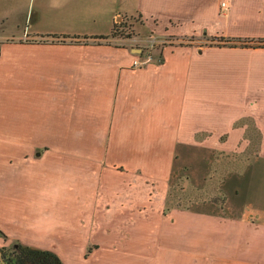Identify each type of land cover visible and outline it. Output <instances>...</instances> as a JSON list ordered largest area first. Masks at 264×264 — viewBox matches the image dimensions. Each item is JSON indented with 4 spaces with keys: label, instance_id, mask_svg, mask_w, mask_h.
<instances>
[{
    "label": "crops",
    "instance_id": "0c3cea01",
    "mask_svg": "<svg viewBox=\"0 0 264 264\" xmlns=\"http://www.w3.org/2000/svg\"><path fill=\"white\" fill-rule=\"evenodd\" d=\"M222 1L227 9L221 6ZM4 15L8 26L6 31V23L0 24V41L5 42L0 48V218L14 215L13 200L15 209L22 210L23 200L33 201L38 186L48 189L49 180L54 179V170L49 171L48 165L40 178V163L32 156L40 137H62L58 149L64 152L76 146L79 152H87L91 145L86 137L109 134L111 151L139 156V165L145 166L144 153H164L168 147L174 150L176 143L183 141L231 150L228 142L221 143L218 137L242 136L246 129L243 120L250 118L260 139L247 166L257 162L264 170V64L218 63L212 66L213 73L219 75L217 80L209 75L198 80L204 66L194 69L179 63L180 55H201L203 59L212 54L243 56L251 63L264 53V47L180 48L164 51V63L136 67L132 65L136 57L133 48L91 47L81 42L107 35L120 17L139 18L151 34L160 37L187 34L253 42L264 39V0H0V19ZM229 24L235 26L232 32ZM68 39L83 45L64 43ZM48 40L60 42H39ZM8 54L15 56V65L7 63ZM209 66L206 73L212 71ZM241 73L250 74L248 83L241 80ZM233 76L239 79L235 91L199 89L206 81L217 83ZM44 88L50 98L38 95ZM198 98L201 105H208L201 114L194 108ZM44 103L72 108L66 113L45 114L39 120L36 105ZM239 120L243 124L235 123ZM199 136L201 139L196 138ZM72 137L83 139L72 145ZM242 144L240 151L247 142ZM34 154L38 156V152ZM153 164L161 165L160 160ZM115 195L114 212L133 215L137 209L133 189L122 188ZM199 211L180 207L170 224L149 221L129 230V226L115 223L114 228L117 233L127 228V232L157 236L151 241L152 246L159 245L156 249L140 252L142 263L264 264V221L223 210ZM147 213L153 218L151 210Z\"/></svg>",
    "mask_w": 264,
    "mask_h": 264
},
{
    "label": "rangeland",
    "instance_id": "374dc122",
    "mask_svg": "<svg viewBox=\"0 0 264 264\" xmlns=\"http://www.w3.org/2000/svg\"><path fill=\"white\" fill-rule=\"evenodd\" d=\"M5 17L7 16L4 15L0 19V24L8 22ZM7 26L6 23L5 28ZM236 26L242 27L241 24H236ZM233 27L235 26L229 24L230 32L234 30ZM111 28L117 33L113 37L82 39L81 42H86L87 46L91 47L133 48V54L138 56L136 49L148 40H153L154 46L150 49L151 60L144 65L164 63L166 61L164 51L168 53L176 49L180 50V48L197 47L199 49L206 45L221 44L216 38L210 36L204 38L199 35L196 38L187 34H183L184 36L168 34L160 37L151 34L142 25V20L134 17H125V20L120 17ZM3 30L7 31V28L3 27ZM39 42L59 43L60 41ZM3 43L0 41V48H4ZM13 43H18V41ZM64 43L71 46L83 45L76 44L77 41L72 39L65 40ZM250 43H256V40ZM199 56L201 55L187 58L180 55L179 60V63L190 64L194 69L205 67L203 68L204 74L199 73L198 80L208 75L211 80L213 78L217 80L216 77L219 75L213 73L212 66L218 63L264 64V53L257 55L251 63L243 56L234 54H212L209 57L204 56L203 59ZM6 58L9 59L7 63L15 65L14 55L8 54ZM208 65L212 68L210 73H206ZM241 76V80L248 83L250 74L241 73ZM224 79L217 83L206 81V83L199 84V89L206 91L209 87L210 89L223 88L231 92L239 89V79L236 80L234 76ZM47 90L46 88L39 90L38 95L43 99L50 98L51 93ZM188 102L191 107L190 95ZM36 106L38 116H40L39 120H43L45 114L66 113L72 108L70 105L51 103ZM230 106L233 105L230 104ZM207 107L206 102L201 105L199 98L198 105L194 106L200 114L204 113L203 109ZM235 123L245 124L246 129L242 136L223 134L218 137L221 143L228 142L231 150L208 149L185 141L176 143L174 150H171L168 147L171 144L170 140L166 152L148 151L144 153V161H147L145 166L139 165L141 160L139 156L111 151L109 134L86 137L87 144L91 145L90 150L87 147V152H79L78 146L69 152H64L58 149L59 143H63L62 137L59 139L40 137L38 147L34 152H38V156L34 153L32 156L40 163L41 179L44 176L41 173L46 172L47 165L49 171L54 170L53 182L49 180L48 189L38 186L34 193L36 198L33 201L23 200L22 210L15 209L14 200L11 202L16 212L14 211V215L0 218L2 233L0 247L3 246L10 250L15 244L31 247L33 244L44 246L35 248L58 253L57 255L64 264H157L159 262L142 263L140 257V252H151L159 246L157 243L152 246L151 242L152 238L155 239L157 236L153 237L150 232L144 231L127 232L131 226L137 228L140 224L150 222L154 224L173 223L176 209L186 206L192 210H202L199 212L223 210L232 216L244 215L264 221V174L261 178L264 170L260 169L257 162L247 166L248 160L256 153L260 137L253 126L252 119L247 118L243 120V123L240 120ZM64 138L66 140V137ZM80 138L83 139V137H72V145H78ZM196 138L201 139L200 136ZM243 142L247 144L240 151L238 147L243 145ZM158 160L161 165L155 166L153 162ZM132 178L134 181L131 182ZM122 188L125 191L127 189L134 191V203L137 209L133 215L129 212L120 214L114 212L117 200L112 198L116 197L115 194L122 191ZM24 195H30V193L24 191ZM62 198L69 199L70 202ZM127 201L129 200L125 202ZM31 202H34V206H31ZM142 207L145 209L143 210ZM150 210L153 218L146 216L147 211ZM115 223L129 227L117 233L114 228ZM161 231L163 232L162 228ZM1 261L0 253V264H2ZM164 264L175 263L168 261Z\"/></svg>",
    "mask_w": 264,
    "mask_h": 264
},
{
    "label": "trees",
    "instance_id": "16d2710c",
    "mask_svg": "<svg viewBox=\"0 0 264 264\" xmlns=\"http://www.w3.org/2000/svg\"><path fill=\"white\" fill-rule=\"evenodd\" d=\"M125 20V18H124ZM116 22L113 23V27ZM115 30V29H114ZM113 29L108 35H98L94 38L106 39L117 34ZM223 46L231 47H264V39H256V43H250V39H241L234 37H215ZM142 55V54H140ZM160 52L158 53V57ZM0 231V235H1ZM2 264H64L61 258L53 251L48 249L35 248L31 246L15 244L8 250L6 247H0Z\"/></svg>",
    "mask_w": 264,
    "mask_h": 264
},
{
    "label": "built area",
    "instance_id": "2783aa9c",
    "mask_svg": "<svg viewBox=\"0 0 264 264\" xmlns=\"http://www.w3.org/2000/svg\"><path fill=\"white\" fill-rule=\"evenodd\" d=\"M221 6L224 7L225 9L228 8V5L226 3V1H222L221 2ZM158 42H160L158 40ZM164 43V40L162 41ZM162 43V44H163ZM161 44V43H159ZM154 46V41H147V43L143 44V45H140L138 48L141 50V52L143 53H139L138 56L134 57L133 61H132V65L133 66H142L144 65L146 62L150 61L151 60V54L150 53V49H152ZM142 54V55H140Z\"/></svg>",
    "mask_w": 264,
    "mask_h": 264
},
{
    "label": "water",
    "instance_id": "95a60500",
    "mask_svg": "<svg viewBox=\"0 0 264 264\" xmlns=\"http://www.w3.org/2000/svg\"><path fill=\"white\" fill-rule=\"evenodd\" d=\"M136 50H137V53H140L141 52V50L139 48H137Z\"/></svg>",
    "mask_w": 264,
    "mask_h": 264
}]
</instances>
